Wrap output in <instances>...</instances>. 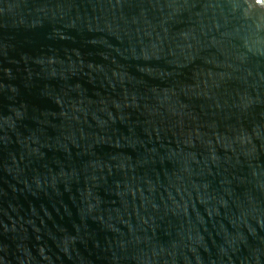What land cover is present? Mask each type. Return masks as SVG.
Here are the masks:
<instances>
[{"label": "water", "instance_id": "water-1", "mask_svg": "<svg viewBox=\"0 0 264 264\" xmlns=\"http://www.w3.org/2000/svg\"><path fill=\"white\" fill-rule=\"evenodd\" d=\"M0 264H264V0H0Z\"/></svg>", "mask_w": 264, "mask_h": 264}]
</instances>
